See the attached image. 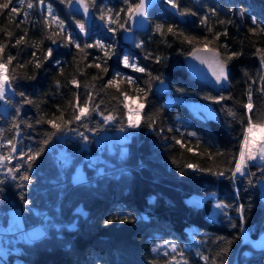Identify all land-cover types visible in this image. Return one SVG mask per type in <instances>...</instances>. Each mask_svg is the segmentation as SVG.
I'll list each match as a JSON object with an SVG mask.
<instances>
[{"label": "trees", "instance_id": "obj_1", "mask_svg": "<svg viewBox=\"0 0 264 264\" xmlns=\"http://www.w3.org/2000/svg\"><path fill=\"white\" fill-rule=\"evenodd\" d=\"M109 1L115 11L123 6L121 0ZM135 2L137 0H133ZM49 3L69 25L73 20H83L78 13L56 0H44V5ZM179 3L181 8L191 9L198 15L186 16L182 22L162 2L149 13V30L137 34L135 42L130 45L122 44V31L119 29L113 36L104 27H93L88 39L80 37L82 42L87 43L97 39L104 43L115 42L119 56L130 55L146 67L152 77L159 76L167 84L166 94H159L155 89L159 80L149 81L147 74L124 69L117 57L108 60L107 74L102 69L89 67L102 63L103 53L99 49H85L88 53L85 56V52H77L75 48L52 45L45 39L50 33L45 30V14L39 5L27 10L25 0L20 14H13L12 19L8 10L0 14V43L6 45L4 60L6 62L11 54L14 60L9 69L15 70L21 77L13 82L14 88L6 98L7 114L3 115L0 111V149L4 155L9 151V146L5 147L9 139H14L17 146L14 157H19L21 150L28 152L40 148L45 133L54 130L47 123L37 124L36 121L59 118L61 114L64 120L71 119L77 95L83 105L88 91H91L92 105L98 106V110L91 112L87 118L68 126L88 136V143L75 133H68L60 141V136L65 134L59 133L43 145L44 151L30 170L19 158L12 159L5 169H0V180L5 181L0 184V227L10 229L14 233L12 238L22 236L33 227H42L45 231L41 239L29 242L11 238L6 242L5 236L0 233L3 244L7 246L0 264H168L171 255H160L152 250L163 241L177 244L175 255L181 264L183 261L187 264H212L211 257H216L223 247L228 248L227 254L222 256L224 264H264V248L255 249L250 243L264 233V203L259 198L257 187V181L264 179V170L255 164L248 169L251 175H237L235 180L229 178L231 172L227 171L234 166L233 157L239 153L248 115L254 120L264 118V91H259L264 82L259 79L260 61L257 55V49L264 50V33L259 29L255 33L249 31L253 27V17L264 27V0H201L197 3L179 0ZM13 4L19 6L17 0H13ZM209 8L217 9V16L209 20L211 33L207 27L200 26L199 20L205 14L210 16ZM230 8L233 11H229ZM240 9H243V16L238 14ZM25 11H28L27 19L24 18ZM229 19L231 23L217 22ZM155 23L176 25L185 36L197 38L193 39L192 45L203 47L202 43H207L210 48L226 55L227 51L220 47L226 44L228 50L241 52L242 55L228 65L229 89L216 92L192 79L182 63L192 45L182 43L184 37L178 34L154 35L151 25ZM3 30L10 31L12 36H6ZM52 31L57 30L52 28ZM224 31H227V36L221 35L218 41L213 40L216 32ZM25 32L26 42L12 47ZM204 37L208 38L207 41ZM140 41H143V49L135 46ZM33 43L38 48H33ZM49 46L54 49V58L62 62V71L54 59L43 61V53ZM33 51L42 61L39 69L34 66ZM148 53H151V58L145 59ZM94 57H101V60L97 61ZM156 57L160 58L159 63ZM30 60L32 63H28ZM18 64H25L26 67L21 69ZM115 71L131 75L142 88L152 84L142 117L154 116L156 122L148 127L147 121L141 119V125L133 132L125 154L121 155L118 151L99 154L95 137L119 131L121 126L126 130L127 126V110L120 102L123 97L114 87H104ZM30 76H35V79H28ZM74 77L79 81V88L69 83ZM86 84L93 87L85 88ZM136 86L130 85L129 90L128 86L120 84V90L130 94L134 93L131 89L135 91ZM249 89L254 105L251 113L243 107L248 102ZM21 91L32 99L31 105H22V97L14 94ZM219 96L228 99L220 102L206 99ZM188 103L209 106L217 118L194 113ZM16 106L22 109L21 115L16 118L19 130L11 128ZM229 109L236 115H229ZM109 112L116 120L104 124L102 114ZM25 124L32 127H25ZM84 124L88 127L85 128ZM177 140H181L183 146L177 144ZM189 148L192 151H188ZM86 150L91 155H100L110 168L98 172L97 166L83 161ZM60 151L70 155L69 162L64 164L57 160ZM17 164L23 165L21 172L27 171L30 176V181L19 182L26 184L23 188L16 187L18 181L5 175L7 168ZM80 164L86 181L74 185L72 175ZM185 164L205 171L187 168ZM207 169L225 171V175L218 177ZM21 196L30 202L27 206ZM218 202L231 207L221 211L215 207ZM240 204L245 209L243 223L236 211ZM12 210L20 212L25 231L19 230L16 225L9 226ZM124 216H130V222L120 223L119 219ZM106 219L114 222L106 226ZM244 235L247 240H244ZM218 237H224L231 244L227 245ZM180 251H183L182 257ZM200 255L210 259L201 260Z\"/></svg>", "mask_w": 264, "mask_h": 264}, {"label": "snow or ice", "instance_id": "obj_2", "mask_svg": "<svg viewBox=\"0 0 264 264\" xmlns=\"http://www.w3.org/2000/svg\"><path fill=\"white\" fill-rule=\"evenodd\" d=\"M154 0H137V2L133 3V0H121L122 7L119 11H115L113 8H105L104 6H101L99 8V15L98 19L102 22L103 27L107 30V32L112 33L113 36L117 33V30H121L123 33H131L132 28L129 26L131 24H135L137 27H144L146 24H148L147 20V9L150 3H153ZM162 2L173 9L175 11V14L179 17H186V16H197L198 13L195 11H192L188 8H181L179 0H162ZM60 4L65 5L66 7H71L73 5H78L79 9H82L84 17L86 19L91 18V10L96 9V0H59ZM44 0H27V10H31L37 5H43ZM16 6L13 4V0H3V2H0V14L3 13L4 10H8L9 18H13V14L19 15L21 12V9L25 5V0H17ZM208 13H210V16L208 14H205L203 16L199 17L200 20V26L207 27L208 32H212V27L209 26V20L211 17L217 16V9L216 8H209ZM229 11H233V9H229ZM238 14L243 16V9H240L238 11ZM28 17V11L24 12V18L27 19ZM121 19H123V22L121 23ZM23 21H21L22 23ZM219 24L224 23H231L232 21L229 19L227 21L225 20H218ZM43 23L45 25V30L49 32L50 34L45 37V39L49 40L52 45H57L58 47H66V48H75L77 52H85V49H92L96 48L99 49L103 53V61L97 62L94 65H89V67L94 66L97 69H102V71L107 74L109 72V67L107 66L108 60L112 59L113 57H117L118 63L122 65L124 69H131L132 71L136 73L141 74H147L149 77V81L151 80H159L160 85L163 86L164 82L163 80L157 76L152 77L151 73L148 72L147 68L144 66H141L138 61L131 57L128 54H124L122 56H119L116 52L115 48V42L113 43H104L102 40L97 39L94 42L87 43L82 42L80 39L81 35L88 36L89 35V29L86 24V20L76 19L73 20L72 23L75 25V29H78V33L75 32L71 25L66 23L65 19L60 18L58 15H56L52 11V5L49 3L47 5V15L43 18ZM251 24L253 27L249 28V31L252 33H255L257 29L261 33H264V27H261V23L257 21L255 17L252 18ZM53 25L58 29V31H52ZM115 25V26H114ZM165 27L167 31L165 32ZM153 34H159L161 37H164L167 34H178L180 36H183L184 39L182 43H186L188 45H192L193 39H197L196 37H188L185 36L183 32H179L176 25L174 24H165V23H155L151 25ZM4 34L8 37L12 36V33L7 30H3ZM221 35L227 36V31H224L223 33L216 32L213 36V40H219ZM26 36L27 32H25L24 35L19 36L15 40V43L12 45V47H16L18 45H21L22 43L26 42ZM57 37V38H54ZM125 39H130L134 41L133 36H125ZM207 41V37L203 38ZM135 42V41H134ZM166 42V41H165ZM139 49H143V41H140L136 43L135 45ZM171 45H169L170 47ZM6 45L4 43H0V100H4L5 96L8 94V91L10 89L14 88L13 82L20 79V75L15 70H10L9 65L12 64L14 57L9 54L7 56V61L4 60V50ZM33 48H38V45L33 43ZM220 47L225 49L227 51V54H223L220 51H217L214 48H210L207 43L204 44L203 47H199L196 45H192L191 51L188 53V55L192 56L193 59L198 60L201 64H205L209 67V69L212 72V76L215 78V81L217 84H221L222 82H226L228 80V65L231 60L234 58L239 57L242 55L239 51H231L228 50V46L226 44H222ZM88 53L85 52V56H87ZM257 55L259 57L260 61V71L258 73L259 79L264 82V50L257 49ZM32 57L35 58V64L34 66L39 69L42 67V61L37 58L36 51L32 52ZM151 58V53H148L145 55V59ZM50 59L55 60V64L62 68V62L59 59L54 58V49L49 46L46 51L43 53V61H49ZM95 60L100 61L101 57H94ZM156 62H160V58L156 57ZM28 63H32L30 60ZM18 67L21 69H24L26 67L25 64H18ZM28 79H35V76H30ZM93 79H96V77H93ZM122 82H127L128 85H134L136 84L135 92L137 93L136 96L132 97L129 96L127 92L120 90V84ZM70 84L76 86L77 88L80 87L79 81L75 79V77L69 81ZM57 87H59V83L57 82ZM85 88H91L93 86L91 85H84ZM105 88L107 87H114L119 93L120 96L123 97V101H120L123 103L124 109L127 110V127L128 128H138L141 125V119H145L147 121V126L152 127L156 120L154 116H144L142 117V112L146 107V100L148 97L149 92L152 91V84L149 83L148 87L142 88L137 84V80L133 78L131 75H125L121 71H115L110 79L107 80L106 84L104 85ZM259 91H264V87H262ZM15 95H19L22 97L21 104L22 105H31L33 103L32 99H30L24 92H15ZM142 94V95H141ZM248 96V102L243 105L244 109L247 113H251L254 105L252 103V92L251 89L247 92ZM115 99H118L114 97ZM206 99H213L216 102H220L222 100L228 99V97L219 96V97H206ZM80 98L77 95L75 97V102L73 103V113L72 118L69 120H64L63 114L59 118H53V119H38L36 121L37 124L40 123H47L51 126V128L54 131L46 132L45 138L40 142L41 147L35 150L30 149L28 152H23V150L20 151L19 157H14L13 152L17 150L16 143L14 142V139H9L7 141V145L9 146V151L6 155H0V168H4L7 163H10L12 159H23L25 163L27 164V168L30 170L33 167V162L37 160V158L41 155V153L44 151L43 145H47L53 137L57 136L59 133H64L67 135L68 133H75L78 135L81 140L84 143L89 142L88 136H86L83 132H77L76 129L68 127L72 123L76 121H82V119L87 118L91 112L97 111L98 106L92 105L93 95L91 91H88L87 93V99L84 101V104L81 105L79 102ZM144 100L145 102H139L136 103V107H132V102L141 101ZM21 106H16L15 108V116L13 117V121L11 124L12 129L19 130L20 124L17 122V117L21 115ZM115 111V109H113ZM229 115L235 116L236 113L232 112L231 109L228 110ZM103 123L108 124L110 122H113L116 120V117L112 114V112H109L108 114H102ZM59 120V122H58ZM25 127L31 128V124H25ZM84 127L87 128V124H84ZM120 131H124V127L121 126L119 128ZM92 131H96V129H92ZM188 135H195V133H188ZM177 144H181L183 146L181 140L176 141ZM188 151H192L191 148L188 149ZM256 162H259L261 170H264V118H259L254 120L251 115H248V120L246 126L243 128V136L240 142L239 147V153L237 156L233 157V164L234 166L231 169H228L227 171L231 172V176L229 177L232 180H235L237 175L241 177H246L248 175H251V173L248 172V169L255 165ZM21 167L23 165L17 164L15 167L7 168L5 175L12 179L13 181H18L16 184V187L23 188L26 187V184H22L19 182H28L30 181V176L28 175L27 171L21 172ZM185 167L194 169L197 171H205V169H198L195 168L192 164H185ZM206 171L212 172L211 169H207ZM19 174V175H17ZM183 175V173H181ZM215 176H224L225 171H215L212 172ZM5 183L4 180H0V184ZM249 183L251 181L249 180ZM21 200H23V203L25 206H27L30 202L26 200L23 196H21ZM215 207L217 209H220L221 211L223 209L231 207V205L225 204L223 202H218ZM236 211L239 214V218L241 223H243L245 216H244V205L240 204L238 207H236ZM224 215H227V213H223ZM119 219V218H118ZM131 217L130 216H124L122 219H119L120 223H126L130 222ZM114 221L112 219H106L104 221L105 225L112 224ZM235 227V224L232 225ZM218 240H225L224 237H218ZM227 245L231 244V241L225 240ZM167 246L171 249L172 252L177 251V244L170 242V241H163L162 244L156 245L152 250L155 252L160 247ZM228 251L227 247H223L220 249V251L217 253L216 257H211L212 264H224V261L222 259L223 255H226ZM165 255H168V253H165ZM179 255L183 256V251H180ZM217 257H220L221 259H217ZM200 259L204 261H208L210 257L200 255ZM173 261H176L175 256H171L168 264H173ZM176 264H181L180 261H176ZM183 264H187V261H183Z\"/></svg>", "mask_w": 264, "mask_h": 264}, {"label": "rangeland", "instance_id": "obj_3", "mask_svg": "<svg viewBox=\"0 0 264 264\" xmlns=\"http://www.w3.org/2000/svg\"><path fill=\"white\" fill-rule=\"evenodd\" d=\"M57 2H59V0H56ZM195 3L201 1V0H191ZM96 4L97 5V10H91V13L93 15V19H92V25L90 27L89 30V35L86 36L84 38V35H81L80 37L83 40L88 39L91 36V33L93 32L92 29L93 27L96 28H103L102 22L97 18L99 15V8L101 6H104L105 8H111L110 7V1L109 0H96ZM164 4V3H163ZM47 5L48 4H43V5H39L42 7L45 16L47 15ZM165 7H167V5L164 4ZM52 11L56 14V12L54 11V9L52 8ZM57 15V14H56ZM71 28L78 33V29H75V25L72 23ZM53 29L57 30L58 29L55 27V25H53ZM200 43V42H198ZM205 43H202V45H204ZM131 70V69H129ZM121 84H125L126 86L129 87L130 90V85L127 84V82H122ZM160 83H158L155 87V89L157 90L159 88ZM134 93H130L129 96H136L137 93L131 89ZM11 94V89L8 91V94L5 96L4 100H0V111L3 115L7 114V105H6V98L8 95ZM142 102L141 101H136V102H132V107L135 108L136 107V103ZM188 107L196 114L200 115V116H206V117H211L213 119L217 118L216 114L214 113L213 110L210 109L209 106L205 105V104H199V103H188ZM128 122V121H127ZM112 122H110L109 124H111ZM137 128L132 129V128H128L126 126V130L124 131H116V132H107V133H103L99 136L95 137V143H96V147H97V151L99 154L101 153H110V154H114L116 153V151H118L119 154L123 155L126 152V148H127V144L130 142L131 137L133 135V132L136 131ZM67 135H61L59 140L63 141L66 138ZM8 145L6 144L5 147H7ZM1 148V146H0ZM2 149H0V155H4L3 151H1ZM70 155L66 154L63 151H60L59 155L57 156V160H61V162H63L64 164L66 162L70 161ZM83 161L93 165V166H97V171L98 172H102V171H107L110 166L105 163L102 158L100 157V155H91L88 153V150H86V153L83 157ZM256 165H259V162L255 163ZM6 166L4 168H0V169H5ZM72 183L74 185H78L81 183H84L86 181V175L85 172L83 170L82 165H78L77 168L74 170L73 175H72V179H71ZM257 187L259 190V198L260 200L264 203V179H260L257 181ZM188 202H190V200H188ZM17 226V228L21 231H25L24 226H23V222H22V218L20 215V212L18 210H12L9 213V226ZM38 226V225H36ZM16 232V230H15ZM0 233L2 235L5 236L4 241L7 242L8 239H14L17 241H24V242H29V241H35V240H39L41 239L44 235H45V231L42 227H33L31 229L26 230L22 236L20 237H13V234L10 229H8L7 227L3 226L0 227ZM10 235V236H8ZM8 236V238L6 237ZM244 240H247V236L244 235ZM13 241V240H12ZM251 245L255 248V249H263L264 248V233L260 234L259 237L255 240H251L250 241ZM6 245L3 244V239L0 238V258H4L6 255ZM157 254L160 255H165V253H168V255L171 256H175V252H172L171 249L167 246H162L160 247L157 251H155ZM176 261H178V259L176 258ZM176 261H173V264H176Z\"/></svg>", "mask_w": 264, "mask_h": 264}, {"label": "water", "instance_id": "obj_4", "mask_svg": "<svg viewBox=\"0 0 264 264\" xmlns=\"http://www.w3.org/2000/svg\"><path fill=\"white\" fill-rule=\"evenodd\" d=\"M162 3V0H154L153 3H150L147 9V20L149 22V13L151 10H153L155 7H157L159 4ZM69 9L73 12L78 13L83 20H86V24L88 29L90 30V27L92 25V19H93V15L91 13V18L86 19L84 17L83 11L82 9H79L78 5H73L71 7H69ZM168 10L175 14V11L173 9H171L170 7H168ZM178 18L183 22L185 21V18L183 17H179ZM132 28V32L131 33H121V42L123 45H130L135 41L136 35L137 34H144L149 30V23L146 24L144 27H137L135 24H131L129 25ZM125 36H133L134 37V41L130 40V39H125ZM86 37V36H84ZM182 63L184 66V69L186 71V73L195 81L203 83L205 85H207L208 87L212 88L213 90H215L216 92H222V91H227L229 89V81L227 80L226 82H222L221 84H217L215 81V78L212 76V72L209 69V67L205 64H201L198 60L193 59L192 56L190 55H186L183 57L182 59ZM229 73H230V68L228 66V77H229ZM158 93L159 94H166L168 91V86L167 84H163V86H159L158 88ZM15 154V152H13V155Z\"/></svg>", "mask_w": 264, "mask_h": 264}, {"label": "bare ground", "instance_id": "obj_5", "mask_svg": "<svg viewBox=\"0 0 264 264\" xmlns=\"http://www.w3.org/2000/svg\"><path fill=\"white\" fill-rule=\"evenodd\" d=\"M85 38V37H84Z\"/></svg>", "mask_w": 264, "mask_h": 264}, {"label": "built area", "instance_id": "obj_6", "mask_svg": "<svg viewBox=\"0 0 264 264\" xmlns=\"http://www.w3.org/2000/svg\"><path fill=\"white\" fill-rule=\"evenodd\" d=\"M39 225V224H38Z\"/></svg>", "mask_w": 264, "mask_h": 264}]
</instances>
